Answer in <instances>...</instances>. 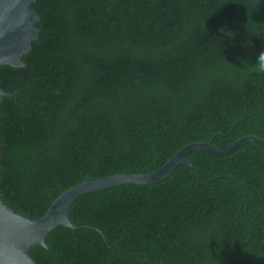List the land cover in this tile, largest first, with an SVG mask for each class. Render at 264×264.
Here are the masks:
<instances>
[{
	"label": "trees",
	"instance_id": "1",
	"mask_svg": "<svg viewBox=\"0 0 264 264\" xmlns=\"http://www.w3.org/2000/svg\"><path fill=\"white\" fill-rule=\"evenodd\" d=\"M24 67L0 65V193L40 218L85 180L176 151L264 140V7L255 0H35ZM166 179L81 195L37 264H264V149L190 153Z\"/></svg>",
	"mask_w": 264,
	"mask_h": 264
},
{
	"label": "water",
	"instance_id": "2",
	"mask_svg": "<svg viewBox=\"0 0 264 264\" xmlns=\"http://www.w3.org/2000/svg\"><path fill=\"white\" fill-rule=\"evenodd\" d=\"M264 7V0H255ZM35 0H0V65L24 67L22 55L31 48L38 37L37 22L40 16L32 8ZM8 95L0 88L1 97ZM244 143H253L264 149V140L255 136H244L229 147L218 150L211 141L186 144L176 151L161 167L146 173H122L100 178L86 177L62 192L38 219L18 214L0 193V264H37L30 255V247L45 246V236L54 228L65 226L76 228L70 221V208L81 195L124 184L148 185L166 179L181 164L192 169L198 178L206 179L189 161L192 152L200 151L213 156H225Z\"/></svg>",
	"mask_w": 264,
	"mask_h": 264
}]
</instances>
